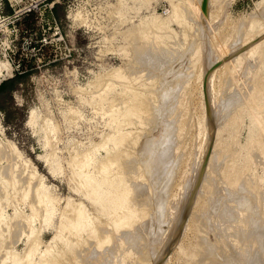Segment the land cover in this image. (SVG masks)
<instances>
[{
    "label": "rangeland",
    "instance_id": "rangeland-1",
    "mask_svg": "<svg viewBox=\"0 0 264 264\" xmlns=\"http://www.w3.org/2000/svg\"><path fill=\"white\" fill-rule=\"evenodd\" d=\"M48 2L55 3L52 10L47 6L14 23L7 19L4 4L0 11V62L12 70L0 82L28 73L14 91L0 98V264H210L208 258L217 264H235V257L236 264L245 259L244 264H264V242L263 250L257 245L264 225L263 229L254 222L256 228L248 225L255 210L259 221L264 220V0ZM133 35L139 40L135 44L143 45L142 50L147 46L151 53L143 50L140 58L135 57ZM255 43L260 49L257 57L248 52ZM155 48L162 52L156 55ZM211 61L216 64L205 74ZM135 107L143 112L127 117ZM31 111L34 121L28 124ZM216 147L221 152L212 170L208 162ZM113 157L122 165L120 171L131 176L126 180L122 174V180L128 188L134 185L132 201L143 212L128 233L127 229L115 232L116 217L102 212L82 188L85 178L98 179L99 167ZM222 159H228V165L233 160L238 174H244V186L252 184L254 189L244 188L246 197L250 191V203L263 198L246 206L254 210L243 207L236 194L226 189L232 177L224 180ZM134 170L139 173L135 172L136 179ZM222 182L225 188L219 187ZM38 190L50 198L44 213L35 204ZM32 205L39 207L36 215ZM228 208L238 215L229 211L231 215ZM73 211H81L91 228L83 231L81 225L79 237L70 241L67 231L60 237L57 233L58 227L67 226L64 218ZM247 212H252L249 217ZM219 214L224 217L218 218ZM227 216H233L232 221L238 216L233 222L239 221L235 223L239 227L230 226L234 224L230 221L221 228ZM215 223L227 236L214 228ZM240 227L242 231L246 227L247 233H239ZM98 229L105 233L100 236L111 239L102 250L98 246L103 236H94ZM239 234L247 244L237 241ZM244 234L249 236L245 239ZM226 238L228 245L235 240L229 246L231 254L228 245H224L228 249L222 245ZM125 251H130L129 257ZM214 251L218 257L212 255Z\"/></svg>",
    "mask_w": 264,
    "mask_h": 264
},
{
    "label": "bare ground",
    "instance_id": "bare-ground-1",
    "mask_svg": "<svg viewBox=\"0 0 264 264\" xmlns=\"http://www.w3.org/2000/svg\"><path fill=\"white\" fill-rule=\"evenodd\" d=\"M142 37V36H141ZM134 38H136V36L134 37V35H133V38H132V40L134 41V43H131V44H134V45H132L133 46V54L135 55V57H139L140 58V55H141V52L142 53H144L143 52V50H145L146 49V47L142 50V48H143V43L141 44L142 46H139V43H138V45H136L135 43L136 42H138L137 41V39H134ZM139 39V38H138ZM128 41H130V39L128 40ZM147 43V42H146ZM151 45V44H150ZM149 46V45H148ZM250 46V45H249ZM149 48V47H148ZM248 48V47H247ZM151 49V48H150ZM150 49H148L149 51H150ZM158 49V48H157ZM142 50V51H141ZM160 50L161 49H159V51L157 52V50H156V48H155V51L157 52L156 53V55L157 54H159V52H160ZM167 50V49H166ZM170 50V49H169ZM146 51V50H145ZM152 51V50H151ZM165 51V50H164ZM248 51V50H247ZM247 51H243V53L245 52V53H247ZM162 52V51H161ZM160 52V53H161ZM169 52V51H168ZM242 52V51H241ZM249 52V55L250 56H259L260 55V49H259V45H256V43H255V45H253L252 46V48L250 49V51H248ZM149 54V53H151V52H147L146 51V54ZM170 53V52H169ZM168 53V54H169ZM245 53H244V55H245ZM164 54V53H163ZM166 54V53H165ZM133 55V56H134ZM142 55H144V54H142ZM243 54H241L239 57H241ZM147 56V55H146ZM150 56H152L151 54H150ZM162 56V55H161ZM245 56H247V55H245ZM143 57H145V56H143ZM163 57V56H162ZM243 57V60L245 59V61H246V58L247 57H245L244 58V56H242ZM139 58H137V60L139 59ZM146 58H150L149 56L148 57H146ZM153 58V57H152ZM254 58V57H253ZM133 59H135V58H133ZM142 59V58H141ZM140 59V60H141ZM144 60V59H143ZM129 62H131V61H129ZM141 62V61H140ZM216 64V62H213V61H211V62H209L208 64H207V66H206V68H205V74H206V72H208V70L210 69V67L212 66V65H215ZM219 69V67L217 68H214L213 70H211L210 71V73H209V76H208V80L207 81H211V79L213 78V76H214V74L217 72V70ZM11 67H10V65L8 64V63H6V62H0V77L1 78H3L4 76H10L11 75ZM209 85V84H208ZM207 85V86H208ZM207 89V88H206ZM162 94V93H161ZM164 96V95H163ZM160 97H161V95H160ZM149 111V113H150V110H148ZM141 112H143V110H142V108H131V110H128L127 111V117H131V116H137V114H139V113H141ZM144 112H145V110H144ZM152 112V111H151ZM146 114H147V112H145ZM149 113H148V115H149ZM153 114V113H152ZM152 114H151V116H152ZM144 116V115H143ZM146 116V115H145ZM34 121V112L33 111H31L30 112V115H29V119H28V124H31L32 122ZM141 122V121H140ZM120 143V142H119ZM218 148L216 147V148H214V150H212L211 152V154H212V156H211V158L209 159V164H208V166L210 165V166H214V164H216V163H214V161L215 160H217V158H218V156H219V154H220V150L218 149ZM7 156H8V154H7ZM85 156V155H84ZM159 156H161V155H159ZM162 156H163V154H162ZM231 155H229V157H230ZM4 157V156H3ZM228 157V156H227ZM84 158V157H83ZM114 158V157H113ZM111 158L108 162H106V164L107 165H105L104 163L105 162H103V164H104V166H101L102 165V162H101V165L99 164V166H101V167H99V170H98V173L100 174V176H99V178L98 179H94L93 178V176H87L86 178H85V180H84V182L82 183V188H83V193H84V195L87 197V198H90V199H92L94 202H96L98 205H99V207L102 209V212H104L106 215H113V216H115L116 217V220H115V222H114V225L112 226L113 227V230L115 231V232H118V231H120V230H122V229H127L126 231H127V233H128V230L130 229H132L133 227H134V225L138 222V220L140 219V216H141V214L143 213L142 212V210H141V212L139 213V209L138 208H140V207H138L139 206V204H134L135 202H137V201H135V200H133L132 201V192H131V189H133L134 188V185L132 186V188L130 189V188H128L125 184H124V181L122 180V174H123V168L121 169V167H122V165L120 166V165H118L116 162H117V160L114 158ZM159 158H161V157H159ZM223 158H226V156L225 157H223ZM106 159V160H107ZM118 159V158H117ZM158 159V158H157ZM162 160V159H161ZM223 160V159H222ZM226 161L228 160V159H225ZM225 160H223V162H222V165L221 166H224V169L225 170H222V175H223V177H224V180L226 181L227 180V178H229V176H231L232 178L229 180V181H227L228 183V186L227 185H224L226 182L225 181H223L221 178H222V176L220 175V173H219V176H221V180L223 181V182H225L224 184H223V182H222V184H219V187H220V185H222V186H224V188H225V186H227L226 187V189L229 187V189L231 190V193H232V191L234 192V194H236V197H237V200H239L240 201V203L242 204V205H244L243 207H246V206H248L249 207V205L250 206H252V204H254L256 201H257V199L260 201V199L259 198H255L256 199V201L254 200V203H250V201L247 199V197H248V192H250V191H247V197L245 196L246 195V193L244 194V192L246 191V189H244L245 188V186L243 185L244 183H243V175H242V173H240V175L238 174L239 172H238V170L235 168V165H234V163H233V160H230V163H229V165L227 164V162L225 161ZM157 161V160H156ZM159 161H160V159H159ZM218 161V160H217ZM130 162V161H129ZM216 162V161H215ZM114 163H116V167H115V169L119 166V171L117 172V173H114V171H115V169H113V170H111V166L112 165H114ZM131 163V162H130ZM214 163V164H213ZM221 163V162H220ZM209 166V167H210ZM213 166H212V170H213ZM216 166V165H215ZM220 166V165H219ZM97 167V166H96ZM27 168H28V166H27ZM29 168H31V167H29ZM28 168V169H29ZM207 168V167H206ZM220 168L221 167H219L218 169L220 170ZM26 169V168H25ZM134 169V168H133ZM215 169V168H214ZM31 170V169H30ZM120 170H122V171H120ZM216 170V169H215ZM218 170V171H219ZM23 171H25L24 169L22 170V174L24 173ZM26 172H29V170H26ZM116 172V171H115ZM135 172H137L136 170H134V175H135ZM212 173H214V172H216V171H211ZM226 172H228V173H226ZM126 173V172H125ZM209 173V172H208ZM243 173H245V171L243 172ZM21 174V175H22ZM27 174V173H26ZM26 174H24V176L26 175ZM131 174H132V172H131ZM137 174L139 175V173L137 172ZM216 174H217V172H216ZM124 175V174H123ZM133 175V176H134ZM208 175V174H207ZM211 175V174H210ZM213 175V174H212ZM129 176V173L127 174V175H124V177L125 178H127V177ZM132 176V177H133ZM209 176V175H208ZM216 176H218V175H216ZM243 176V177H242ZM129 177H131V176H129ZM128 177V178H129ZM135 177V179L138 177V176H134ZM133 177V178H134ZM206 178H207V176H205ZM212 177V176H211ZM249 177V176H248ZM17 178V177H16ZM26 178H28V176L26 177ZM128 178L126 179V180H128ZM214 178V177H213ZM217 178V177H216ZM243 178V179H242ZM15 179V178H14ZM30 179V178H29ZM29 179H27V180H29ZM32 179V178H31ZM131 179V178H130ZM129 179V180H130ZM209 179V178H208ZM207 179V180H208ZM248 179V178H247ZM251 179V178H250ZM16 180V179H15ZM14 180V181H15ZM18 180V179H17ZM26 180V179H25ZM125 180V181H126ZM204 180H206V179H204ZM210 180V179H209ZM213 180V179H212ZM212 180H210L211 181V183H212ZM219 180V179H218ZM209 181V182H210ZM214 181H217V180H215L214 179ZM220 181V180H219ZM128 182V185L129 186H131L129 183L131 182H129V181H127ZM208 182V183H209ZM221 182V181H220ZM244 182H246V181H244ZM249 182H251V181H249L248 180V185H249ZM17 183V182H16ZM27 183H28V181H27ZM30 183H32V180H31V182ZM217 183H218V181L217 182H215V184L217 185ZM247 183V182H246ZM214 184V183H213ZM212 184V185H213ZM37 186H38V183L36 184ZM14 186H15V184H14ZM214 186V185H213ZM212 186V188L214 189V187H216L217 189L219 188V187H217V186H214L213 187ZM221 186V187H222ZM250 186H252V184L250 185ZM249 186V187H250ZM248 186H246V188H247ZM248 187V188H249ZM35 189H36V187H34ZM223 188V187H222ZM27 189V188H26ZM34 189V190H35ZM217 189L215 190V191H217ZM250 189H251V187H250ZM252 189H254V188H252ZM251 189V190H252ZM28 190H29V188H28ZM41 190V189H40ZM136 190V189H135ZM219 190H221V188H219ZM228 190V189H227ZM230 190H229V192H230ZM256 190V189H255ZM26 191V190H25ZM133 191V190H132ZM212 191V190H211ZM210 191V192H211ZM222 191H224V190H222ZM221 191V192H222ZM24 192V191H23ZM225 192V191H224ZM255 192H257V191H255ZM254 192V190H253V193H252V196H255V193ZM37 193H38V195H37V200H36V203L35 204H37L38 206L39 205H41L42 207H43V210H42V212L44 213V211L46 210V205L50 202V198H49V196L46 194V193H43V190H42V192L41 191H37ZM206 193V192H205ZM208 193V192H207ZM214 194L216 193V192H213ZM218 193H219V191H218ZM23 194V193H22ZM36 194V193H35ZM135 194H136V192H135ZM220 194V193H219ZM226 194H228V193H226ZM234 194H232L233 196H235ZM254 194V195H253ZM261 194V193H260ZM259 194V195H260ZM26 195V194H25ZM27 195H28V192H27ZM210 195H211V193H210ZM229 195H231V194H228V195H226V196H229ZM251 194H249V196H250ZM258 197H259V195L258 194H256ZM134 196V195H133ZM261 196V195H260ZM135 197H137V196H135ZM215 197V196H214ZM213 197V198H214ZM220 197V196H219ZM231 197V196H230ZM246 197V198H245ZM262 197V196H261ZM217 198V197H216ZM216 198H214L215 199V203H217L216 201ZM221 198V197H220ZM223 198H227V197H224L223 196ZM229 198V197H228ZM233 198V197H232ZM251 198V197H250ZM210 199V198H209ZM219 199V198H218ZM222 199V198H221ZM236 199V198H235ZM254 199V198H253ZM252 198H251V200H253ZM263 199V198H262ZM262 199H261V201H262ZM137 200V199H136ZM211 200V199H210ZM226 200H228V199H226ZM232 200H234V198L232 199ZM237 200H234L235 202L237 201ZM248 200V201H247ZM221 201V200H220ZM224 201H225V199H224ZM210 202H212V201H210ZM213 202V203H214ZM219 202V201H218ZM225 202H227V201H225ZM229 202V204L231 203L230 202V200L228 201ZM252 202V201H251ZM258 202V201H257ZM256 202V203H257ZM213 203H210V204H213ZM221 203H223V202H221ZM248 203H250V204H248ZM262 203V202H261ZM228 204V203H227ZM226 204V205H227ZM235 204V203H234ZM237 204H239V202H237L236 203V205ZM241 204H239V206H241ZM214 206H215V204H213ZM217 205V204H216ZM219 205H223V204H219ZM224 205H225V203H224ZM230 205H232V204H230ZM257 205V204H256ZM38 206H33L32 205V211L35 213V211H38V210H36L37 209V207ZM138 208H137V207ZM239 206H236L237 208L239 207ZM259 206H260V202H259ZM41 207V208H42ZM220 206H218V208H216V209H218L217 211H219V209H221V208H219ZM225 207V206H224ZM227 207V206H226ZM231 207V206H230ZM233 207V206H232ZM231 207V208H232ZM235 207V206H234ZM233 207V208H234ZM248 207H246V208H248ZM39 208V207H38ZM76 208V207H75ZM207 208H208V206H207ZM210 208H211V210L213 209L212 207H211V205H210ZM242 208V207H241ZM251 208V207H250ZM250 208H248V209H250ZM254 208L255 209H257L256 207H255V205H254ZM259 208V207H258ZM82 209V208H81ZM142 209V208H141ZM215 209V208H214ZM213 209V210H214ZM227 209V208H226ZM235 209V208H234ZM234 209H233V211H234ZM247 209V210H248ZM252 210H254L253 208H251ZM40 210V211H41ZM208 212L209 211H211V210H208V209H206ZM212 210V211H213ZM240 212H242L241 210H243V209H238ZM258 210V209H257ZM259 210H260V208H259ZM66 211H69V210H67V208H66ZM225 210H223L222 212H224ZM228 212L229 211H231L230 210V208H228V210H227ZM233 211H231L233 214L235 213V211L233 212ZM251 211V210H250ZM41 212V213H42ZM207 212V213H208ZM216 212V211H215ZM214 212V213H215ZM220 212V214H221V211H219ZM228 212H226L227 214L226 215H228ZM236 214L238 215V211L236 210ZM244 212H246V209H245V211ZM40 213V212H39ZM203 213H206V212H203ZM210 213V212H209ZM211 213H213V212H211ZM210 213V214H211ZM216 213H218V212H216ZM230 213V212H229ZM232 213H230L231 215H233ZM248 213V215H246ZM246 214H245V216L247 217H249V214H251L250 212H247ZM259 213V211H257L256 212V210H255V214H252V215H250V216H253V217H251V219H249V221H250V223L248 224L249 226H250V224H252L251 222H254V223H256V224H260L259 226L262 228V225H264L263 223H264V220L262 221H259V219L257 218V214ZM261 214H262V212H260ZM65 214V213H64ZM140 214V215H139ZM209 214V215H210ZM219 214V215H220ZM236 214H234V215H236ZM260 214V215H261ZM35 215H36V213H35ZM41 215V214H40ZM66 215V214H65ZM68 215V217L66 218H64V219H66L67 220V226H65V225H61L60 227H58V233H57V235L60 237V235H62V233H64V232H66L67 231V234H69V238H70V241L71 240H75L77 237H79V235H80V233H81V231H79V228H80V226L82 225L83 227H84V229H83V231H87V230H89L90 228H91V226L90 225H88L87 223H86V219H85V217H84V215L82 214V212L81 211H73L72 213H71V215H69V214H67ZM66 215V216H67ZM214 215V214H213ZM212 215V216H213ZM218 215V218L219 217H224L223 215H220L219 216ZM224 215H225V212H224ZM243 215V214H242ZM42 216V215H41ZM64 216V215H63ZM208 216V215H207ZM207 216H206V218H207ZM211 215H210V217H212ZM244 216V215H243ZM244 216V217H245ZM44 214H43V220H44ZM227 217H229V216H227ZM233 216H230L229 218H226L227 220H229L228 221V223H227V220H226V222H224V223H221V225L223 226V224H224V226L226 225V224H229L230 225V221L231 222H233L236 218H233L234 220L232 221V219L230 220V218H232ZM240 217H241V214H240ZM263 217V216H262ZM27 218V217H26ZM63 218V217H62ZM205 218V219H206ZM213 218V217H212ZM212 218H209V219H212ZM216 218L217 217H215L214 219L216 220ZM217 218V222H219V224H218V226H221L220 225V221H219V219ZM213 219V220H214ZM221 219V221H225V220H222V218H220ZM241 218H238V220H240ZM244 219V218H243ZM258 219V220H257ZM22 220V219H21ZM42 220V221H43ZM237 220V221H238ZM245 220H247V219H245ZM18 221V220H17ZM20 221V220H19ZM18 221V222H19ZM23 221H25V220H23ZM208 221V220H207ZM259 221V222H258ZM18 222H16V223H18ZM26 222H27V220H26ZM212 222V221H211ZM214 222H216V221H214ZM214 222H212V223H214ZM216 222V223H217ZM242 222V221H241ZM244 223H245V221H243ZM242 222V223H243ZM262 222V223H261ZM20 223V222H19ZM18 223V224H19ZM211 223V225L213 226V224ZM215 223V225H214V228H216L217 226V224ZM234 224H231L230 226H232V225H236V227L239 225V221L238 222H233ZM235 223H238V225L237 224H235ZM247 223V222H246ZM242 225V224H241ZM240 225V226H241ZM246 225V224H245ZM252 225H254V224H252ZM19 226V225H18ZM27 226V225H26ZM210 226V225H209ZM216 226V227H215ZM224 226L223 227H221V228H223L224 229ZM226 226H228V225H226ZM229 226V228L230 229H232L231 227ZM259 226H257V227H259ZM17 227V226H16ZM19 227H21V226H19ZM108 227V226H107ZM236 227H234L235 229H234V233H235V231L237 232V229H236ZM239 227V226H238ZM246 227H248V226H246ZM246 227H244L245 229H243V231H242V229H241V227H240V230H238V231H241V232H239V233H245L244 232V230L246 231ZM260 227H259V229H260ZM264 227V226H263ZM22 228V227H21ZM20 228V229H21ZM101 228V227H100ZM221 228H220V230L218 229V227L216 228V229H218L219 231H222L221 233L222 234H224V236L221 234L220 235V233L219 232H217L218 233V236L220 235V236H223V237H225V235L227 236V234H225V233H227L225 230H228L226 227H225V232H223V230H221ZM254 228H256L255 227V225H254ZM253 228V229H254ZM216 229H214V232H215V230ZM230 229H229V232H230ZM248 229H250V228H248ZM247 229V230H248ZM263 229V228H262ZM99 230L100 229H98V230H96L95 231V233H94V236H95V238L96 237H98V236H100V234H102V232H101V230H100V232H99ZM102 230H107L106 228L104 229V228H102ZM134 230V229H133ZM217 230V231H218ZM261 230V229H260ZM113 231V232H114ZM123 231V230H122ZM125 231V230H124ZM250 231V230H249ZM251 231H253L252 230V227H251ZM255 231L257 232V229H255ZM262 232L261 233H263V231H264V229L263 230H261ZM121 232V231H120ZM130 233L129 234H127L128 236L130 235L131 236V231H129ZM228 232V237H229V235H230V237L232 238V236L233 235H231L232 233H233V229H232V233L230 234ZM259 233H260V231H258ZM107 233V232H106ZM216 233V232H215ZM246 233H247V231H246ZM105 233L103 232V235H104ZM108 234H110V233H108ZM119 234V233H118ZM236 234V233H235ZM251 234H253V233H251ZM56 235V236H57ZM103 235H101V236H103ZM126 235V234H125ZM126 235V236H127ZM242 235V234H241ZM240 234H239V236H241ZM245 235H248L249 236V234H244L243 236H244V238L246 239V236ZM255 235H256V233H255ZM261 235V234H260ZM259 235V236H260ZM100 236V237H101ZM112 236V235H111ZM117 236V235H116ZM127 236V237H128ZM129 236V237H130ZM215 236H217L216 234H215ZM219 236V237H220ZM251 236V235H250ZM259 236H257L258 237V239L260 240H263L262 238L264 237V236H262V238H259ZM64 237V236H63ZM107 237H109V235L107 236ZM107 237H102L101 239L102 240H100V245L99 244H97V245H99L98 247H100V249L102 250V248L104 247H107V246H109V240L111 241V239H109V238H107ZM127 237H125L126 239H127ZM132 237V236H131ZM229 237V238H230ZM234 237V239H235V235L233 236ZM238 237V236H237ZM236 237V238H237ZM253 237V236H252ZM255 237V236H254ZM257 237H256V242H257ZM118 238V237H117ZM122 238V237H121ZM218 238V237H217ZM107 239H109L108 241H106ZM123 239V238H122ZM126 239H124V240H126ZM130 239V238H129ZM129 239H127V240H129ZM220 239H222V238H220ZM233 239V240H234ZM239 239V240H238ZM237 239V241H240V239H243L242 238V236H241V238L239 237ZM96 240V239H95ZM94 240V241H95ZM124 240H123V242H124ZM127 240H126V242H127ZM131 240H132V238H131ZM130 240V241H131ZM224 240H227V238L226 239H223V240H221V241H223V242H225V243H222V245L224 246L225 244H226V241H224ZM229 240H231V239H229ZM233 240L230 242L229 241V244L230 245H228V244H226V245H228V248H229V246H231V245H233L235 242H233ZM236 240V239H235ZM234 240V241H235ZM244 240V239H243ZM248 240H249V237H248ZM258 240V241H259ZM259 241V242H257V243H255V245L257 244V245H259L260 244V246H262V247H260L259 246V248L261 249V248H263V242L264 241ZM93 241V240H92ZM93 241V242H94ZM119 241V240H118ZM117 241V242H118ZM221 241H219L220 242V245H221ZM242 241V240H241ZM245 242H246V240H244ZM251 241V239L249 240V242ZM92 242V243H93ZM105 242H107L106 243V246H103V244L105 243ZM227 242H228V240H227ZM245 242L243 243V241H242V243L245 245ZM248 242V243H249ZM262 242V243H261ZM109 243V244H108ZM233 243V244H232ZM108 244V245H107ZM116 244V243H115ZM217 244H219L218 243V241H217ZM246 244H247V242H246ZM253 244V243H252ZM252 244H249V245H251V247H252ZM263 244V245H262ZM91 245V244H90ZM96 245V244H95ZM95 245H93V246H95ZM97 245L95 246V247H97ZM105 245V244H104ZM236 245H237V242H236ZM239 245V244H238ZM249 245H246L247 247L249 246ZM89 246V245H88ZM101 246H103V247H101ZM113 246V245H112ZM116 246V245H115ZM221 247V248H224V247H226V249H228L227 248V246H224V247ZM254 246V245H253ZM94 247V248H95ZM97 247V248H98ZM238 247V246H237ZM246 247V248H247ZM250 247V246H249ZM255 247V246H254ZM256 247H258V246H256ZM88 248V247H87ZM97 248H95V249H97ZM127 248V247H126ZM202 248V247H201ZM240 249H241V247H239ZM243 248V247H242ZM245 248V247H244ZM77 249V248H76ZM83 249V248H82ZM92 249V248H91ZM108 249V248H107ZM205 249V248H204ZM219 249V248H218ZM225 249V248H224ZM230 249V248H229ZM235 248H233V250H234ZM238 249V248H237ZM239 249V250H240ZM250 249V248H249ZM258 249V248H257ZM78 250V249H77ZM77 250L75 251V253L77 252ZM79 250H80V248H79ZM85 249H83V251H84ZM117 250V249H116ZM231 250V251H230ZM229 251H227V252H229V254H231V252H232V247H231V249H230ZM252 250V249H251ZM261 250H263V249H261ZM83 251H82V253H83ZM96 251L97 250H95V253H94V250H93V253H94V255L96 254ZM106 251V250H105ZM109 251H110V249H109ZM109 251H107V252H109ZM112 251V250H111ZM114 252H115V250H113ZM128 251V250H127ZM202 251H203V249H202ZM202 251H200V252H202ZM216 251V250H215ZM215 251L213 252V256H217L218 255V251L220 252V249L215 253ZM225 251V250H224ZM223 251V249H222V251H221V253L222 252H224ZM244 252H245V250H243ZM249 251V250H248ZM247 251V252H248ZM253 251L255 252V248L253 249ZM252 251V252H253ZM259 252H260V250H258ZM86 252H88V251H86ZM103 252V251H102ZM126 252V251H125ZM124 252V253H125ZM130 252V251H129ZM127 253L126 252V255L127 254H130V253ZM205 252V251H204ZM236 252H238V251H236ZM241 252H242V250H241ZM81 253V254H82ZM92 253V254H93ZM206 253H208L207 251H206ZM205 253V255H207ZM211 253V252H210ZM221 253H219V255L221 254ZM234 253H235V251H234ZM233 253V254H234ZM239 253H240V251H239ZM239 253H237V255L239 254ZM246 253V252H245ZM249 253H251V251L249 252ZM248 253V254H249ZM257 253V252H256ZM263 253V252H262ZM85 254V253H84ZM91 254V255H92ZM98 254V253H97ZM102 254V253H101ZM111 254V253H110ZM202 255H204V253H201ZM232 254V255H233ZM241 254H243V253H241ZM247 254V255H248ZM257 254H259V253H257ZM257 254H255L254 253V255H255V257L257 256ZM79 254L77 253V255H75V256H78ZM118 255V254H117ZM210 255V254H209ZM222 255H223V253H222ZM225 255V256H224ZM223 256H224V258H226V254H224ZM231 255V256H232ZM246 255V256H247ZM251 255V254H250ZM253 255V254H252ZM252 255H251V257H252ZM80 256V255H79ZM82 256V255H81ZM96 256V255H95ZM94 256V257H95ZM109 256V255H108ZM112 257L114 256V255H111ZM111 256H109V257H111ZM122 256V255H121ZM125 256V255H124ZM128 257L130 256V255H127ZM197 256V255H196ZM201 256V255H200ZM208 256V255H207ZM215 256V257H216ZM227 256H228V254H227ZM234 256V255H233ZM261 256H263V255H261ZM86 258H88L87 256H85ZM115 257H116V255H115ZM117 257H119V256H117ZM117 257H116V259H117ZM202 257H204V256H202ZM209 257V256H208ZM210 257H212L211 255H210ZM218 257V256H217ZM241 257H242V255H241ZM254 257V258H255ZM258 257V256H257ZM79 258V257H78ZM82 258V257H81ZM86 258H84L85 259V261H86ZM91 258V257H90ZM122 259L121 260H123L124 258L123 257H121ZM205 259H206V257H204ZM214 257H212V259H213ZM223 258V257H222ZM229 258H231L230 256H229ZM234 258V257H233ZM232 258V259H233ZM236 258V259H235ZM234 258V260H235V264L237 263V261L236 260H238L237 259V257H235ZM261 258H264V256L263 257H261ZM261 258H260V260H261ZM80 259V258H79ZM83 259V258H82ZM92 259H93V257H92ZM119 260H120V257L118 258ZM126 259H127V257H126ZM227 259H228V257H227ZM226 259V260H227ZM242 258H240V260H241ZM253 259V258H252ZM112 260H114V259H112ZM121 260H120V262H121ZM202 260V259H201ZM204 260V259H203ZM214 260V259H213ZM211 261V258L209 259L208 258V260H206V263H207V261H210L211 263L210 264H212L213 262L215 263V264H217L216 263V261ZM216 260V259H215ZM224 260V259H223ZM222 260V261H223ZM243 260H244V258H243ZM246 260V259H245ZM244 260V261H245ZM248 260H249V256H248ZM254 260H256V259H254ZM79 261V260H78ZM81 261V260H80ZM105 261H106V259H105ZM118 261V260H117ZM124 261V260H123ZM200 261V260H199ZM243 261V263L242 264H244L245 262ZM250 261H251V259H250ZM89 262V261H88ZM109 263H110V261H108ZM108 262H106L107 264H108ZM113 262V261H112ZM203 262V261H202ZM201 262V263H202ZM220 262V261H219ZM232 262H234V261H232ZM253 262V261H252ZM257 262V261H256ZM102 263V262H101ZM118 263H119V261H118ZM118 263H116V264H118ZM204 263H205V261H204ZM213 263V264H214ZM238 263H240V261H238ZM264 263V262H263ZM25 264H30V263H25ZM46 264V263H45ZM47 264H57V262L56 261H53V262H50V263H47ZM80 264V263H79ZM103 264V263H102ZM111 264V263H110ZM122 264H124V262L122 263ZM208 264H209V262H208ZM221 264V263H220ZM248 264V263H247ZM249 264H250V262H249ZM252 264V263H251ZM257 264V263H256ZM259 264V263H258ZM260 264H261V262H260Z\"/></svg>",
    "mask_w": 264,
    "mask_h": 264
},
{
    "label": "built area",
    "instance_id": "built-area-1",
    "mask_svg": "<svg viewBox=\"0 0 264 264\" xmlns=\"http://www.w3.org/2000/svg\"><path fill=\"white\" fill-rule=\"evenodd\" d=\"M3 4L10 10L7 19L12 23L28 14L43 12L47 6L50 10L55 6L54 2H48V0H0V11Z\"/></svg>",
    "mask_w": 264,
    "mask_h": 264
},
{
    "label": "trees",
    "instance_id": "trees-1",
    "mask_svg": "<svg viewBox=\"0 0 264 264\" xmlns=\"http://www.w3.org/2000/svg\"><path fill=\"white\" fill-rule=\"evenodd\" d=\"M8 14L10 10L6 8ZM30 16V15H29ZM28 73H16L12 78L6 79L0 82V98L10 94L12 91L16 89L18 85L25 81Z\"/></svg>",
    "mask_w": 264,
    "mask_h": 264
}]
</instances>
